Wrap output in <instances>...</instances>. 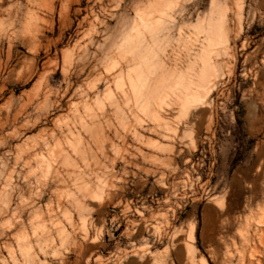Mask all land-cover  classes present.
I'll list each match as a JSON object with an SVG mask.
<instances>
[{
	"label": "rangeland",
	"instance_id": "374dc122",
	"mask_svg": "<svg viewBox=\"0 0 264 264\" xmlns=\"http://www.w3.org/2000/svg\"><path fill=\"white\" fill-rule=\"evenodd\" d=\"M211 1L0 0V264H264V0H214L189 111L126 67L151 26L201 40Z\"/></svg>",
	"mask_w": 264,
	"mask_h": 264
},
{
	"label": "bare ground",
	"instance_id": "6f19581e",
	"mask_svg": "<svg viewBox=\"0 0 264 264\" xmlns=\"http://www.w3.org/2000/svg\"><path fill=\"white\" fill-rule=\"evenodd\" d=\"M149 29L156 30L148 38L139 32L135 34V42L129 47L131 56L125 58L128 72L133 71L140 81L138 87L134 84H138L137 81L132 83L133 88L138 92L147 91L145 104H149L152 96L157 97L158 104H165L168 90L176 99L175 104L185 111L200 105L209 93L210 78L214 74L215 63L210 61L212 47L222 48L227 38L226 8L212 0L209 16L198 23L201 40L184 42L182 52H169L168 35L162 36L155 25ZM167 80L172 81L168 83ZM255 231L264 236L263 229L255 228Z\"/></svg>",
	"mask_w": 264,
	"mask_h": 264
}]
</instances>
